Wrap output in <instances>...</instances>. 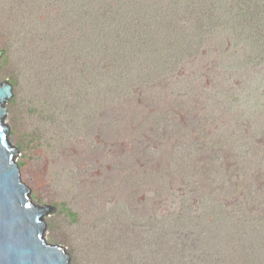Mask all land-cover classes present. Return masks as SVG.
<instances>
[{
  "label": "rangeland",
  "instance_id": "1",
  "mask_svg": "<svg viewBox=\"0 0 264 264\" xmlns=\"http://www.w3.org/2000/svg\"><path fill=\"white\" fill-rule=\"evenodd\" d=\"M85 1V10L96 7L91 0ZM63 3L0 0V54L4 52L0 83L6 81L12 86L4 126L9 144L17 150V164L21 163V182L33 203L53 216L44 222L46 242L63 247L69 264H98L108 253L118 263L124 254L116 253L118 240L112 246L102 243L109 230L114 239L148 240L149 218L167 211L169 204L163 198L168 199V193L182 195L183 203H187L186 195L202 199L211 194V187L220 185L219 181L237 184L238 177L249 172L248 181L237 184L239 189L228 185L233 199L225 195L226 188L220 187L217 193L218 201L223 198L225 204L230 203L225 224L209 208L211 219L198 216L189 223V229L184 226L190 231L185 239L190 246L187 262L208 264L203 259L206 253L213 255L210 246L217 249L219 245L220 235L212 224L217 223L224 225L221 233L227 235L231 230L232 235L249 241V247H243L241 260L234 261L220 246L215 264H264V96L257 89L264 88V66L260 70L263 73L256 71L258 68L233 53L232 42L225 38L223 43L216 31L218 40L206 44L201 56L188 43L199 34L191 27L195 22H207L217 12L220 19L225 18L218 10V1L201 0L197 11L183 14L181 5L175 6L184 21L172 35L182 37L174 45L166 38L165 46L171 48L157 50L169 60L163 62L164 57L160 60L150 55L153 60L145 58L143 65L136 64L138 70L156 71L155 76L143 81L116 77L115 83L130 93L116 106L106 103L103 107L99 104L102 94L91 91L97 90L95 86L101 84L104 74L99 78L86 68L80 69L85 67L84 57L71 66L62 62L63 50H70V44H75L76 53L82 56L84 43L77 40L84 30L90 32L82 29L79 21L69 22ZM162 7L163 12L165 5ZM202 11H212L213 16L208 19ZM232 24L215 28L232 35L237 28ZM172 25L168 30L176 27ZM243 30H239L241 36ZM39 32H46L48 39L40 42ZM184 50L189 59L172 67L170 56ZM226 53L232 56L230 60H226ZM92 62L90 59L87 64L92 66ZM99 64L105 66L102 59ZM110 66L102 68L110 71ZM250 73L256 86L246 82ZM80 80L82 84L75 86ZM234 123L237 133L232 136ZM244 142L252 144V152ZM240 205L246 208L243 225L237 209ZM69 213L75 214L73 221ZM184 228L179 229L183 234ZM142 230L143 234L135 235ZM171 234L172 238L177 235ZM179 239L173 238L172 243ZM144 249L148 253L152 248Z\"/></svg>",
  "mask_w": 264,
  "mask_h": 264
},
{
  "label": "trees",
  "instance_id": "2",
  "mask_svg": "<svg viewBox=\"0 0 264 264\" xmlns=\"http://www.w3.org/2000/svg\"><path fill=\"white\" fill-rule=\"evenodd\" d=\"M61 1L65 2L63 4H65L68 8L66 13L69 22L79 21L81 24L80 27L82 29L86 27V29L90 31L89 33L86 30L81 32L79 39L77 40V42L82 41L84 43L82 44L81 50L82 56H80V53H76L79 50L76 48L75 44H73V46L70 44V50H66L65 48L63 50L61 56L62 62H64V64L67 66H71L72 64H76L77 59L84 57V59H87V61H84L83 63L85 67L80 66V69L86 68L89 70L90 75L95 77L98 75L99 78H101L104 74L105 78L101 79V84L98 87L95 86L97 90L91 91L93 94H95V92L97 94H102L103 97L101 96L102 99L99 104L101 107H103V105L106 103L116 106L119 101H121L124 97H127L126 95L130 93L123 92L122 84L120 85L115 83L117 81L116 77L120 79L128 78L131 81H143L149 75H156V71L154 70L148 72V69L146 70L144 68L146 70L144 72L143 70H138L135 65H143L145 58L153 60L150 55H155L160 60H162L164 57L165 60L163 62L169 60V57H165V53L160 51L157 52V50L162 46L171 48L169 47L170 45H165L168 43L174 45L175 42L180 41L179 38L182 37L180 36L179 38H176V36L172 35L175 33V31H178V25L184 21V19H179L180 16L176 14L175 6L181 5L183 10L182 14L186 11H197L198 2L201 0H167L168 4L163 0H91L92 3L96 4V7L91 6L90 10H85L86 8L83 7V5L86 6L85 0ZM203 1L215 3V0ZM217 1L218 10L225 18L220 19L219 13L217 12L215 14L216 17L209 19L213 16L212 11H202V15H204V17L207 16L209 20L207 22L198 20L193 26H191L194 29L196 28V32L199 34L195 35L190 42L188 41V43H191L189 48H194L196 50V55L201 56V50L206 44L211 45L212 42L215 44L217 38L214 36V34L216 31V34L218 37H220L223 43L225 38L226 41L228 39L232 42L233 53L236 55L240 54V56H243L242 58L245 60V62L252 63L254 65L253 67L258 68L256 71H260L262 69L261 67L264 66V28H262L261 21L258 23L259 20H257V18L258 15H260V18L264 21V0ZM49 3L53 6V2L49 1ZM163 4L165 5V8L162 12ZM157 9L159 12H157ZM63 15L64 13H61L59 18L62 19ZM254 18H256L255 24ZM229 23H233L232 25L237 27L232 30V35L228 33V30L219 32L215 28L216 26L227 28ZM160 24H162V26L159 28ZM200 24H205L206 27L201 28ZM207 24L209 25L207 26ZM171 25L176 27H174L172 30H168ZM92 26H94V30L91 31ZM242 29H245L243 30L245 31L243 36H241L239 32V30ZM46 35H48L46 32H39L40 42L48 39ZM196 36H199L200 40H204V42L197 41ZM166 38H168L170 42L167 43ZM206 40L207 42H205ZM221 40L220 43L222 44V47L223 43ZM183 41L186 42L187 40ZM195 43L198 44L195 46ZM185 50L181 51L180 54H175L176 56H170V58H172V67H175L179 62L183 63V60L189 59V57L183 53ZM229 54L230 53L224 54L226 60L231 59L232 56ZM2 55H4V52H2L0 57H2ZM202 57L204 58V55ZM90 59L93 61L92 66L87 64ZM100 59H102V63H104L105 66L102 64L100 66ZM127 59L131 61L130 64L126 63ZM109 65H111L110 67L112 68L110 69L109 67L110 71L103 70L102 67H107ZM90 67H92V70L89 69ZM121 68H123L122 70L125 72L122 73ZM133 71L138 73H133ZM253 77L254 76L252 73H250V77L246 78V82L251 83L254 86L255 82H253ZM262 78L264 80V74H262ZM112 82L114 85L111 84ZM81 84V80L75 81V86H80ZM83 85L87 86L86 84ZM93 87L94 86H90L89 88ZM114 89L121 90L115 92ZM257 89L260 92V96H264V88L261 89L259 86H257ZM90 103L92 104L91 110H96L93 108V99H90ZM232 126L230 132L232 133V136H234L237 133L235 131V123ZM244 145H246L250 151L253 149L250 142H244ZM20 165L21 163L18 164V166ZM248 173L246 175H240L238 177L239 182L243 180L248 181ZM223 175L224 174H222V176ZM212 182H216V180ZM219 183L220 185H216L214 188L211 187V194H207L208 196L205 195L202 199L199 197V199L194 200V198L192 199L186 195L185 197L188 198L186 199L187 203H183L184 197L182 195L173 197L171 193H168V199L166 197L163 198L165 201H168L167 203L169 204L166 207L167 211H162L165 212L163 215H161L163 217L151 215L149 218L152 222V225L150 224V228L148 229V233H150V239L148 240L144 239L136 242L128 237L114 239L115 237L110 234L111 230H109L108 235L106 234L103 236L106 241L102 240V243L112 246L115 243L114 241L118 240V244L116 245V253L117 255L119 253H124L123 257L119 256V258L123 259V261H118V263H116V257H112L110 256L111 254L108 253L105 255L104 260L101 259L102 257L99 258L100 260L98 261V264H185V262L186 264H189L187 259L188 255L190 254L188 248L190 246L188 243H186L185 239L189 238L188 232L190 231L186 230L184 226H188L190 222L194 223V218L198 216L205 217V219H211L212 217L210 216V213L212 210H209V208L214 209L218 218H223V223L222 220L220 222L225 224L230 203L225 204L223 198L218 201L217 193L220 187L222 190L226 188L227 190L224 191L225 195L231 196L229 199H233L234 194L229 193L230 191L228 185H230L232 189H239L237 188L238 183L230 184L223 181H219ZM205 202H208L210 205H206ZM231 204L232 206H236L237 203L232 202ZM244 207L245 205H240L237 208L238 212L241 213L243 217L242 225L246 219L244 217L246 208ZM69 216L73 221L75 214L69 213ZM212 224L216 229L217 236L218 234L220 235V238L217 239L219 240V245L216 246L217 249L221 246L223 249H225L230 260L233 259L235 261L237 258V260L240 261L241 257L239 251L243 247L248 248L249 241L243 239L241 236H239V234L232 235L230 233L231 230L227 231V235L221 233V226L224 225L217 223ZM182 228H184V234L182 233V230L179 231V229ZM162 230L164 231L160 232ZM171 232L177 234L174 235L173 238L179 236L182 239L176 240V242L173 244ZM143 233L144 232L142 230L135 235L139 236ZM145 247L152 249L146 253L144 252ZM210 248L213 255L206 253L207 256L203 259V261H206L208 264H215L213 261H216L215 255L217 249L213 246H210ZM184 258L186 259L185 261ZM191 264L193 263L191 262Z\"/></svg>",
  "mask_w": 264,
  "mask_h": 264
},
{
  "label": "water",
  "instance_id": "3",
  "mask_svg": "<svg viewBox=\"0 0 264 264\" xmlns=\"http://www.w3.org/2000/svg\"><path fill=\"white\" fill-rule=\"evenodd\" d=\"M11 97V84L0 83V264H69L65 249L44 239V222L52 214L33 203L20 180L17 150L4 126Z\"/></svg>",
  "mask_w": 264,
  "mask_h": 264
}]
</instances>
